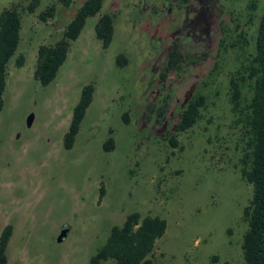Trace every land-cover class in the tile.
Here are the masks:
<instances>
[{
	"label": "rangeland",
	"instance_id": "374dc122",
	"mask_svg": "<svg viewBox=\"0 0 264 264\" xmlns=\"http://www.w3.org/2000/svg\"><path fill=\"white\" fill-rule=\"evenodd\" d=\"M29 1L0 0V11L13 5L21 15L20 42L7 67L0 111V233L12 226L7 263L88 264L111 227L139 212L166 221L165 233L155 241L153 264H242L243 209L252 187L240 177L244 140L227 88L243 51L233 48L224 57L194 126L181 133L168 129L160 137L151 133V125L142 128L140 120L155 52L142 42L138 55L137 40L130 38L132 11L122 10L109 47L102 49L94 25L112 1L104 0L71 43L56 78L42 86L33 79L37 48L60 37L81 0H72L69 8L40 0L33 13L22 11ZM248 1L233 0L241 23L248 21ZM52 3L54 17L40 21L37 15ZM119 54L126 65L115 63ZM18 55L24 57L20 68L14 64ZM89 84L95 88L92 102L73 147L65 150L72 110ZM30 114L33 122L27 127ZM172 136L176 147L169 142ZM108 138L114 148L104 151ZM62 226L70 231L57 244Z\"/></svg>",
	"mask_w": 264,
	"mask_h": 264
},
{
	"label": "trees",
	"instance_id": "16d2710c",
	"mask_svg": "<svg viewBox=\"0 0 264 264\" xmlns=\"http://www.w3.org/2000/svg\"><path fill=\"white\" fill-rule=\"evenodd\" d=\"M104 0H85L76 8L74 16L64 26L60 37L52 44L40 45L37 48L36 64L33 79L40 85L46 86L57 76L59 68L65 62L69 47L81 33L87 18L98 14ZM64 8L72 5V0H56ZM40 5V0H30L22 11L33 13ZM248 10L250 19L255 21V30L251 42L246 35H240L231 40L238 44L243 51L236 58L239 64L231 72L228 80V103L236 118L235 124L241 125L244 146L239 159L241 179L251 185L252 197L243 209V221L247 229L243 234L241 250L242 264H264V0H249ZM257 12V18H256ZM55 14V5L45 7L37 16L46 22ZM255 15V16H254ZM254 16V18H253ZM21 31V15L17 8H5L0 11V111L3 107V93L6 86L7 67L15 55ZM114 21L112 16L102 14L94 25V33L100 41L102 49H107L113 39ZM245 46H250L245 50ZM118 66L127 64L123 54L115 57ZM14 64L20 68L24 57L18 55ZM93 85L82 87L77 104L72 110L70 124L63 137V148L73 147L75 137L87 108L90 106ZM207 96L196 95L182 111L177 125L179 133L192 128L200 118L201 109L206 106ZM127 123L126 115H123ZM172 147H176L175 136L170 138ZM104 151L114 148L112 138L105 140ZM103 189H99V199ZM166 221L158 216H142L139 212L130 213L120 225L112 226L109 235L101 248L90 258L88 264H100L109 259L113 264H153L152 253L155 241L163 236ZM12 235V226L7 224L0 233V264H8L6 249Z\"/></svg>",
	"mask_w": 264,
	"mask_h": 264
},
{
	"label": "flooded vegetation",
	"instance_id": "af4514ba",
	"mask_svg": "<svg viewBox=\"0 0 264 264\" xmlns=\"http://www.w3.org/2000/svg\"><path fill=\"white\" fill-rule=\"evenodd\" d=\"M76 8L71 9L70 20ZM126 9L134 18L135 36L130 38H135L134 44L137 40L138 55H142V42L155 52L148 62L142 128L151 125V133L156 131L160 137L168 129L179 133L182 111L194 96L215 88L224 57L238 47L237 43L232 47L231 37L235 41L246 35L251 42L255 21L248 13V21L241 23L233 0H112L103 14L112 16L115 24Z\"/></svg>",
	"mask_w": 264,
	"mask_h": 264
},
{
	"label": "water",
	"instance_id": "95a60500",
	"mask_svg": "<svg viewBox=\"0 0 264 264\" xmlns=\"http://www.w3.org/2000/svg\"><path fill=\"white\" fill-rule=\"evenodd\" d=\"M191 93H192V92L189 91V94L186 95V100H185V101H187V100L189 99ZM32 122H33V115L30 114V115L26 118V125H27V127H30L31 124H32ZM69 231H70V227H68V226H62V227L60 228V230H59L58 235L56 236L55 242H56L57 244L63 243V242L65 241V239H66V237H67Z\"/></svg>",
	"mask_w": 264,
	"mask_h": 264
}]
</instances>
